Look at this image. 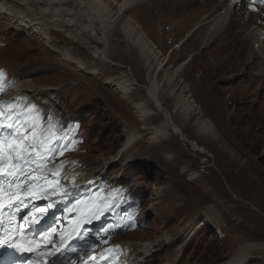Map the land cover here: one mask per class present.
Returning <instances> with one entry per match:
<instances>
[{
    "label": "rangeland",
    "instance_id": "374dc122",
    "mask_svg": "<svg viewBox=\"0 0 264 264\" xmlns=\"http://www.w3.org/2000/svg\"><path fill=\"white\" fill-rule=\"evenodd\" d=\"M240 1L242 11H236L223 32L205 44L209 24H198L207 21H203L207 14L215 17L227 0L222 4L220 0H147L129 11L151 44L170 54V65L189 61L182 78L194 87L189 93L203 117L221 130L220 143L198 137L195 121L200 114L193 113L184 123L174 111L172 99L164 97L163 104L188 136L211 151L209 155L196 151L174 132L149 144L160 119L152 117L148 128L141 129L144 124L132 104L106 84L129 66L147 83L137 49L124 40L119 29L111 48L113 58L126 66L121 69L91 61L79 46L75 48L57 33L60 48H71L91 61L83 71L63 60L29 29L0 18V66L10 69L9 79L18 75L42 88L45 93L36 97L44 112L52 109L67 121L80 119L87 140L72 156L84 161L83 168L108 162L103 175L129 184L142 198L146 223L116 240H159L147 249L151 261L145 264H165L167 256L175 254L176 264H230L242 254L253 257L241 264H264V78H255L257 83L251 85L258 62L249 67L244 64L247 53L241 48L250 49V34L241 38L240 30L252 20L245 9L256 3L264 10V3ZM131 96L135 101H149L144 88H136ZM48 128L54 129L51 124ZM135 133L140 135H135L137 143L136 138L129 142ZM223 146L232 154L222 150Z\"/></svg>",
    "mask_w": 264,
    "mask_h": 264
},
{
    "label": "bare ground",
    "instance_id": "6f19581e",
    "mask_svg": "<svg viewBox=\"0 0 264 264\" xmlns=\"http://www.w3.org/2000/svg\"><path fill=\"white\" fill-rule=\"evenodd\" d=\"M143 1L145 2L147 0H0V18H5L23 28L29 29L50 49L56 50L63 60L68 63H73L78 69L83 71L88 70L92 60L110 67H119L120 69L126 67L117 62L112 56L111 42L114 32L119 29L124 40L131 43L132 46L137 49V56L143 61V65L146 69L147 83L141 82L139 78L136 77L137 75L134 74V69L131 68L132 66H129L126 72L118 73L114 77L109 78L106 84L132 104L139 120L144 124L141 129L148 128L146 126L147 122L152 117L160 119V122L154 127L156 131L154 130L155 132L148 138L149 144L159 143V138H168L170 133L174 132L181 137V140L196 151L204 155H209L211 151L199 140L192 139L188 136L184 132L183 127H180L174 120L171 109L163 104L164 97L172 99L174 111L182 116L184 123L188 122V119H190L193 113L200 114V119L195 121L198 137L220 143V137H222L221 130L217 128L213 121L203 117L202 109L189 93L194 87L191 88L189 82L186 81L187 79L185 80L182 78L189 61H182L178 63V65L176 64L177 66L170 65L168 60V58L171 59L170 54L166 55L154 44L152 45L148 36L142 31L140 24L129 14V11ZM188 2H190V0H188ZM222 2H224V0H220L219 4H222ZM240 3V0H227L224 9L215 17L211 18V14L204 16L203 21H207L203 23L199 22L198 24V26L209 24V28L204 37L205 41L203 40L204 44L210 43L214 37H217L220 32H223L228 25L229 18H231L236 11L242 9ZM255 12L256 14L254 15ZM245 15L252 20L248 21L246 26L240 29L243 35L241 38L250 34V42L247 43L250 49H247L244 45L241 51L247 53L246 59L244 60V64L247 67L250 65L253 66L256 61L258 62L255 75L251 76L253 77L251 85H254L257 83L255 78L260 77L261 81H263L264 78V10L258 4L252 3L245 9ZM257 23L262 24L261 26L255 27ZM58 32L70 40L75 48L79 46L85 54L89 55L91 61L76 55L71 48H60L57 45L58 38H56ZM191 34L192 31L187 32L184 40L190 38ZM117 46L119 47L120 45L118 44ZM239 64L240 63L237 65ZM94 71L91 73L96 75L97 73ZM244 73L247 72L245 71ZM136 88H144L149 101L133 100L131 95ZM12 90V93H18V99H21L24 94L26 97H28V94H33V97L31 96L30 98H35L36 102H39V104H41L40 98L36 96H38L39 93H45L42 88H39L29 78L15 83L12 86ZM40 108L29 112L26 111L28 118H25L24 114L21 112L15 119H12V115L9 114L6 117L0 116V123L4 125L11 123L15 125V127L21 128V132L29 137V141L32 139V126L35 125L36 135L40 137V139L45 140L47 145L52 137L53 131L48 128L49 124L53 125L55 121L60 120L61 117H58L56 113L53 114L52 109H45L47 111L44 112L43 107L41 106ZM139 133L140 131L138 134ZM136 134L137 133L133 135L134 137L132 136L129 142H133L136 138ZM137 138L134 140L136 143ZM223 147L222 150L226 151L227 149ZM228 151L229 150L226 152ZM107 163L102 164L100 167H82L72 171H65L62 168L58 173L56 168L44 164L40 168V172H50L52 174L72 173L77 188L91 190L94 188V179L96 176L104 174ZM59 165L60 164H57L56 167L59 168ZM197 176L198 175L192 176L191 179ZM262 187L263 184L261 185V189H263ZM95 200L99 202L96 198ZM96 201H94V205L91 208L86 209L84 207L82 214L85 209V214L89 215L93 213V211L96 212L98 208H101ZM51 206H53V204H51ZM256 221L258 220L254 222ZM76 227L77 226H74L73 229ZM156 241L152 243L134 241L119 242H122L120 244L124 243L131 249L130 257H133L135 262L144 264L146 261H151V258H148L150 255H146V253L148 252L147 249L149 247L151 248V245L155 244ZM251 257H253L252 254H242L230 264H241L242 261L245 262L246 259ZM177 260V254H175V257L167 256L165 264H176Z\"/></svg>",
    "mask_w": 264,
    "mask_h": 264
},
{
    "label": "snow or ice",
    "instance_id": "6c2138e0",
    "mask_svg": "<svg viewBox=\"0 0 264 264\" xmlns=\"http://www.w3.org/2000/svg\"><path fill=\"white\" fill-rule=\"evenodd\" d=\"M261 2L264 3V0H261ZM2 79L3 73L0 72V80ZM2 89L3 85L0 84V90ZM29 111L32 110L29 109ZM3 115L4 113L0 111V116ZM32 127V139L29 141V137L21 132V128L15 127V125L11 123L7 125L0 123V129H14L7 137L0 134V176L11 177V179L7 181L6 187L5 184L0 183V209L6 206L13 207L17 204H24L26 190L32 186V181L29 178L40 168L38 161L49 160V158L55 156L60 149L59 140L62 139V137H54L53 142H51L48 147H45V141L41 140L40 151H36L35 125ZM72 143L76 142L73 141ZM32 153H35V155H32ZM73 163L75 162L73 161ZM5 165H7V167H5ZM62 168L63 162L59 165L57 173ZM57 173H53L52 175L55 176ZM37 179L48 180L49 184L53 183V180L49 178L47 173ZM13 185H16L15 189ZM33 197L35 198V193H33ZM5 198H7L6 203ZM25 207H27L26 204ZM43 211L46 210H42V214ZM33 223H36V221H33ZM29 228H31V225H29ZM107 231L108 230H106L105 235H107ZM5 245L12 246L8 240L0 239V248H3ZM17 247L20 246L17 245ZM20 250L32 251V248L20 247ZM52 255L54 256L55 253ZM0 264H8V262L0 259Z\"/></svg>",
    "mask_w": 264,
    "mask_h": 264
}]
</instances>
